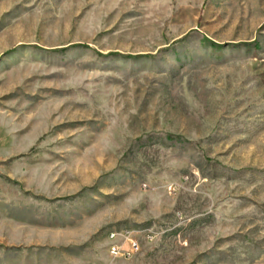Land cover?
<instances>
[{
    "label": "rangeland",
    "instance_id": "374dc122",
    "mask_svg": "<svg viewBox=\"0 0 264 264\" xmlns=\"http://www.w3.org/2000/svg\"><path fill=\"white\" fill-rule=\"evenodd\" d=\"M0 264H264V0H0Z\"/></svg>",
    "mask_w": 264,
    "mask_h": 264
},
{
    "label": "built area",
    "instance_id": "2783aa9c",
    "mask_svg": "<svg viewBox=\"0 0 264 264\" xmlns=\"http://www.w3.org/2000/svg\"><path fill=\"white\" fill-rule=\"evenodd\" d=\"M129 234L130 231L124 228L120 230L114 228L108 231L107 238L110 241L108 252L111 256L128 255L137 246L136 242L129 238Z\"/></svg>",
    "mask_w": 264,
    "mask_h": 264
}]
</instances>
